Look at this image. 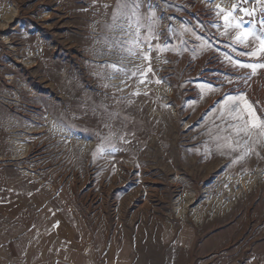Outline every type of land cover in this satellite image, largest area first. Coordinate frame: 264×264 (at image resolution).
Masks as SVG:
<instances>
[{"label": "rangeland", "instance_id": "obj_1", "mask_svg": "<svg viewBox=\"0 0 264 264\" xmlns=\"http://www.w3.org/2000/svg\"><path fill=\"white\" fill-rule=\"evenodd\" d=\"M246 30L264 0H0V264H264Z\"/></svg>", "mask_w": 264, "mask_h": 264}, {"label": "snow or ice", "instance_id": "obj_2", "mask_svg": "<svg viewBox=\"0 0 264 264\" xmlns=\"http://www.w3.org/2000/svg\"><path fill=\"white\" fill-rule=\"evenodd\" d=\"M138 6V5H137ZM236 5H233V10L236 9ZM217 8L220 9V12L223 13L224 10L220 8L219 5H217ZM245 13V15H251L250 12H248L247 9H241ZM232 12H227L224 14V20L226 24H230L231 19H234ZM242 24V21L239 22L236 26L240 27ZM251 36L253 39L259 41V51L264 52V35L257 36L254 32L244 31L240 36L237 37L240 42H244V40H247L248 37ZM243 54V53H242ZM255 52L249 53V55H255ZM244 67H250L252 68L253 72H255L257 67H264V64L261 65H242ZM151 69H149L150 71ZM157 83H160V81H157ZM228 101H233V105L229 108V115L234 120H240L243 121V126L238 127L237 134L244 133L245 135L251 136L253 132L258 133L259 136L264 137V119H261L259 116H257L255 109L253 106L247 102L245 97H227ZM242 101L244 104V108L241 109L239 105L235 104V101ZM243 156L239 157L238 160H242ZM238 161H234L236 163Z\"/></svg>", "mask_w": 264, "mask_h": 264}, {"label": "crops", "instance_id": "obj_3", "mask_svg": "<svg viewBox=\"0 0 264 264\" xmlns=\"http://www.w3.org/2000/svg\"><path fill=\"white\" fill-rule=\"evenodd\" d=\"M224 234H225V236H226V233L225 232H223ZM224 234H222V235H224ZM225 236L224 237H222V236H219V238H218V240H221V239H224L225 238ZM211 242V243H210ZM213 242H215V241H213ZM212 242V240H209V241H205V243H204V241H203V246H204V248H211V247H213L214 249L216 248V247H218L219 245H220V241H219V244L218 243H213ZM243 247H242V244L240 243V242H236L235 244H233V246L231 247V249H232V251H233V253H232V257H237V256H241L242 255V253H243V249H242Z\"/></svg>", "mask_w": 264, "mask_h": 264}, {"label": "bare ground", "instance_id": "obj_4", "mask_svg": "<svg viewBox=\"0 0 264 264\" xmlns=\"http://www.w3.org/2000/svg\"><path fill=\"white\" fill-rule=\"evenodd\" d=\"M77 102V101H76ZM83 105V104H82Z\"/></svg>", "mask_w": 264, "mask_h": 264}]
</instances>
